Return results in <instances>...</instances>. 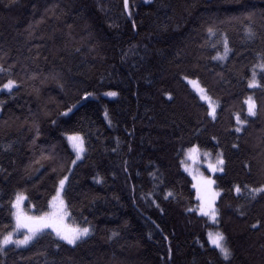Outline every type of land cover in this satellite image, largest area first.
<instances>
[{
  "label": "trees",
  "instance_id": "obj_1",
  "mask_svg": "<svg viewBox=\"0 0 264 264\" xmlns=\"http://www.w3.org/2000/svg\"><path fill=\"white\" fill-rule=\"evenodd\" d=\"M261 63L264 0H0V88L16 82L0 91V238L17 193L44 213L65 176L70 222L90 229L75 245L44 230L0 264H264V193L249 191L264 186V86L248 87ZM193 146L224 160L217 224L195 209Z\"/></svg>",
  "mask_w": 264,
  "mask_h": 264
},
{
  "label": "snow or ice",
  "instance_id": "obj_2",
  "mask_svg": "<svg viewBox=\"0 0 264 264\" xmlns=\"http://www.w3.org/2000/svg\"><path fill=\"white\" fill-rule=\"evenodd\" d=\"M125 7H127V0H125ZM209 32H212V29H209ZM229 51L227 47V42H225V55ZM217 57H214V59ZM220 59H224L225 56H218ZM262 72H264V63L259 65ZM189 83L196 85L197 90L201 94V99L206 100L208 102L209 112L208 114L215 118L216 114V106L212 103V98L207 95L204 88L199 87L198 81H189ZM264 85L261 84L260 80L257 79V73L255 70L252 73L251 79L248 81L249 88H257L262 87ZM16 87V82L14 80L9 79L7 83L2 85L0 90H7L9 93ZM89 94L85 93L87 97ZM109 96H116V92H108ZM169 98L171 96L169 95ZM245 103L248 105V114L255 116L256 115V104L251 96L247 97ZM68 111H71L69 109ZM67 113H65L66 115ZM107 116V113H106ZM237 123H244L237 115ZM237 132L240 131V128L237 127ZM68 140L72 144V148L76 153V159H80L82 154L85 151L84 140L79 135L69 136ZM199 149L196 146L188 149V153L190 158L195 159ZM208 156V153L204 154ZM73 164L76 163V160L72 161ZM224 164V160L220 154H217V158L215 163L209 162L208 168L215 171H223L222 165ZM187 170V169H186ZM68 179L67 176L59 180V185L56 188V194L51 198L48 202L49 208L51 209L48 212H44L40 215H29L26 213L21 207L22 202L26 199L20 193H17L15 201L12 202V208L15 210L12 213V216L15 220V228L13 231L8 232L2 238H0V251L4 250V248L8 245H28L31 242L35 241L39 238L40 235L44 233L45 229H51L60 240L65 241L69 245H75L78 241H81L84 237L88 236L90 233L89 227H81L74 226L70 227L65 223V218L68 215L67 205L65 204L63 198V192L65 189V182ZM196 179V177H193ZM215 184V181L210 177H201L197 184H193V187L196 188L197 199L200 201L199 212L201 215L208 217L213 223H218L217 215L218 210L214 206L216 197L219 195L218 191H214L212 185ZM247 187V186H246ZM235 191L237 193L241 192L240 186L235 187ZM251 197L255 199L257 194L264 193V186L258 188H250L249 189ZM243 215V213H241ZM23 229V238L22 239H14L13 236L15 232ZM208 241L211 245L215 247V249L219 250L220 254L225 260H229L231 257V250L226 246V237L223 232L217 230L215 232L208 233Z\"/></svg>",
  "mask_w": 264,
  "mask_h": 264
},
{
  "label": "rangeland",
  "instance_id": "obj_3",
  "mask_svg": "<svg viewBox=\"0 0 264 264\" xmlns=\"http://www.w3.org/2000/svg\"><path fill=\"white\" fill-rule=\"evenodd\" d=\"M257 68H259L260 69V67L259 66H257ZM261 70V69H260ZM2 88V87H1ZM1 91V90H0ZM198 91V90H197ZM198 93H199V95L201 96V94H200V92L198 91ZM205 102H207L206 100H204ZM208 103V102H207ZM213 103V102H212ZM214 104V103H213ZM216 106V105H215ZM73 135H79V136H81L82 138H83V136H82V134H79V133H70V134H66V139H67V141H68V143L70 144V146H71V148H72V144H71V142L68 140V137L69 136H73ZM83 140H84V138H83ZM85 147V146H84ZM198 148V147H197ZM190 149V148H189ZM199 149V152L197 153V154H194L195 156H196V158L195 159H193V158H190V155H189V153H188V150H186L185 152H184V156H183V165H184V168H185V170L191 175V177L193 178V177H196V179H193L194 180V184H197L198 182H199V180H200V178L203 176V177H210L212 180H214L213 179V174H215L217 171H215V172H213V171H211L209 168H208V163L209 162H212V163H215V161H216V158H217V156L216 155H213V154H211V153H209L208 151H204V150H202V149H200V148H198ZM72 150H73V148H72ZM73 152H74V154H75V160L76 161H79V160H81V159H83V157H84V153H85V151H84V153L82 154V156H81V158L80 159H76V153H75V151L73 150ZM205 153H208L209 155L208 156H205L204 154ZM66 183V182H65ZM212 188H213V190L214 191H218V189L216 188V186H215V184H213L212 185ZM196 189V188H195ZM219 192V191H218ZM197 193V192H196ZM218 197H219V195L216 197V200H215V207H216V203H217V200H218ZM64 198V197H63ZM24 203H25V200L22 202V205H21V207L23 208V210L26 212V213H28L29 215H40V214H42V213H40V214H35L34 212H30V211H28V210H26V208H25V206H24ZM66 204V203H65ZM199 205H200V201L197 199V203H196V206H195V209L199 212ZM217 208V207H216ZM51 209L50 208H48V210L46 211V212H48V211H50ZM15 211V210H14ZM200 213V212H199ZM209 219V218H208ZM210 220V219H209ZM15 221V220H14ZM212 223H213V221L212 220H210ZM217 221H218V215H217ZM65 223L68 225V226H70V227H74V225L70 222V216H69V212H68V215H67V217L65 218ZM214 224H217V223H214ZM15 228V227H14ZM45 230H47V229H45ZM51 230V229H50ZM218 229H212L211 230V232H215V231H217ZM23 233H24V230L23 229H21V230H19L18 232H15V234H14V236H13V238L14 239H22L23 238ZM90 234V233H89ZM87 237V236H86ZM16 246V245H15ZM22 246H24V245H22Z\"/></svg>",
  "mask_w": 264,
  "mask_h": 264
}]
</instances>
